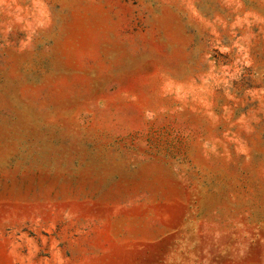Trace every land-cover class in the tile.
Returning <instances> with one entry per match:
<instances>
[{
    "label": "rangeland",
    "instance_id": "374dc122",
    "mask_svg": "<svg viewBox=\"0 0 264 264\" xmlns=\"http://www.w3.org/2000/svg\"><path fill=\"white\" fill-rule=\"evenodd\" d=\"M0 264H264V0H0Z\"/></svg>",
    "mask_w": 264,
    "mask_h": 264
}]
</instances>
